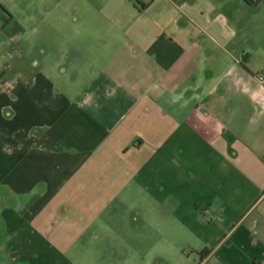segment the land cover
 I'll use <instances>...</instances> for the list:
<instances>
[{
	"label": "crops",
	"instance_id": "obj_1",
	"mask_svg": "<svg viewBox=\"0 0 264 264\" xmlns=\"http://www.w3.org/2000/svg\"><path fill=\"white\" fill-rule=\"evenodd\" d=\"M199 33L80 46L70 78L0 67V264H86L136 227L264 264V81L234 31Z\"/></svg>",
	"mask_w": 264,
	"mask_h": 264
},
{
	"label": "rangeland",
	"instance_id": "obj_2",
	"mask_svg": "<svg viewBox=\"0 0 264 264\" xmlns=\"http://www.w3.org/2000/svg\"><path fill=\"white\" fill-rule=\"evenodd\" d=\"M137 31H170L175 38L188 32L202 46L208 43L199 31H234L237 42L249 44L250 73L264 77V0L256 7L244 0H0V67L11 65L9 75H30L40 62L53 77L70 78L88 61L75 51L80 46H122L126 34ZM16 33L20 39L11 40ZM80 76L83 82L85 73ZM134 229L129 235L121 228L114 241L87 244L96 257L86 264H197L187 244L165 243L159 228Z\"/></svg>",
	"mask_w": 264,
	"mask_h": 264
},
{
	"label": "trees",
	"instance_id": "obj_3",
	"mask_svg": "<svg viewBox=\"0 0 264 264\" xmlns=\"http://www.w3.org/2000/svg\"><path fill=\"white\" fill-rule=\"evenodd\" d=\"M246 4H248L250 7H256L258 6L263 0H244Z\"/></svg>",
	"mask_w": 264,
	"mask_h": 264
},
{
	"label": "built area",
	"instance_id": "obj_4",
	"mask_svg": "<svg viewBox=\"0 0 264 264\" xmlns=\"http://www.w3.org/2000/svg\"><path fill=\"white\" fill-rule=\"evenodd\" d=\"M259 79H260L261 81H264V77H259Z\"/></svg>",
	"mask_w": 264,
	"mask_h": 264
}]
</instances>
